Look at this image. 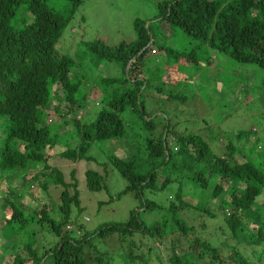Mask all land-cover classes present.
Returning a JSON list of instances; mask_svg holds the SVG:
<instances>
[{
    "label": "trees",
    "instance_id": "16d2710c",
    "mask_svg": "<svg viewBox=\"0 0 264 264\" xmlns=\"http://www.w3.org/2000/svg\"><path fill=\"white\" fill-rule=\"evenodd\" d=\"M83 2L64 0L56 8L50 0H0V230L8 225L17 237L11 244L21 245L11 248L13 264H87L86 248L97 250L95 241L114 235L124 260L143 259L156 249L159 264L161 252L168 256V264H264V202H260L264 147L256 146L247 154L245 145L238 147L229 139L226 151L219 153L212 147L216 136L211 127V141L201 133L177 132L162 106L160 114L165 116L159 124L147 107L148 91H155L158 102L186 97L190 80L173 78L168 86L170 67L166 75L155 68L164 58L181 62L183 74L198 70L199 50L207 54L206 60L212 53H223L264 68V0H160L153 20L158 19L169 34L178 30L190 41L183 51L156 44L154 27L139 19L137 37L130 43L115 47L101 41L86 43L97 60H116L119 70L114 76L98 77L95 83L104 105L88 119L84 117L88 93L82 85L90 71L81 75L76 66L81 61L57 48ZM182 82L184 89L175 93ZM126 109L140 117L139 136L149 131L141 136L142 142H131L133 147L144 144L148 168H139L133 152L123 157L110 154L107 163L127 181L122 193L130 191L140 201L126 221L88 231L80 217L81 178L73 168L68 181L62 165L94 161L89 151L96 143L100 147L106 140L132 139L123 115ZM92 163L97 169H86L84 183L98 192L106 186V174L98 162ZM20 177L25 178L23 187L13 188ZM172 184L176 191L167 199L158 202L146 196L147 191L160 192ZM23 188L37 204L31 214L21 200ZM201 195L204 198L198 200ZM141 208L157 210L159 220L147 222ZM186 213L219 216L217 236H200ZM70 225L73 229L67 228ZM45 229L57 242L39 253L36 237L41 238ZM111 258L99 252L95 260L108 264Z\"/></svg>",
    "mask_w": 264,
    "mask_h": 264
},
{
    "label": "rangeland",
    "instance_id": "374dc122",
    "mask_svg": "<svg viewBox=\"0 0 264 264\" xmlns=\"http://www.w3.org/2000/svg\"><path fill=\"white\" fill-rule=\"evenodd\" d=\"M160 0H84V2L77 9L73 19L65 28L63 34L60 36L57 42V48L61 51L71 54L76 58V62L81 69L82 73L88 72V77L82 85V90L88 93L86 101L84 102L85 108H87L85 119H88V115L96 113L100 107H103L104 102L101 99V90L97 87V79L100 75L114 76L112 74H118V63L116 60L105 61L97 60L96 56H93L91 51H88L86 43L101 41L107 43L110 46H117L121 42L130 43L137 37L135 29L136 19L146 21L145 26L149 24L154 27V34L156 44L163 43L166 46H172L177 51L187 50L189 47V40L185 39L180 31L176 30L173 35L169 34L166 29L163 30L158 19L153 20L158 12V3ZM50 3L59 8L64 4V0H50ZM88 52V53H87ZM84 53V54H83ZM206 53L198 51L199 63L197 71H181L185 66H180L181 62L175 58L169 60L163 59V62L155 64L157 71H160L162 75L167 71V67H170L172 75L169 77L168 86L173 84L174 79L177 80H190V85L185 87L186 97L176 98L174 100H165L161 98L158 102L155 91H148L147 99L148 110L153 112L155 122L159 124L164 120V114H160L161 111L166 113L170 117L172 130L177 132L201 133L205 135L208 141V130L211 127L216 140H214L212 147L215 151L222 153L226 151V145L229 139L233 140V143L238 146L246 147V153L249 154L252 148L256 146L264 147V68L260 67L253 62H239L231 56L223 53H212V57L206 60ZM82 60V58H85ZM91 56V58H89ZM177 66L181 67L180 71L177 70ZM73 70H76L73 67ZM177 70V71H175ZM191 72V73H190ZM166 75V74H165ZM183 75V76H181ZM192 76V78H190ZM157 83V82H155ZM185 83L178 85L179 89L175 93H181L184 89ZM100 90V91H99ZM186 104H185V103ZM162 106V110H161ZM159 114V115H157ZM124 117L127 120L129 127V134L132 139H113L106 140L100 144V147H92L89 154L93 155L94 161L100 164L99 170L106 174V186L100 191H92L84 183V173L87 168H96L94 163L86 162V160L80 161V165L76 162H65L62 165L65 173L68 175L67 180H71L70 172L73 168H77V174L81 178L82 189V207L84 208L80 214L81 221L84 227L88 231H94L104 223H115L126 221L131 211L134 210L139 204V199L132 192L122 191L127 185V181L116 169V167L107 163L108 156L115 153L119 157L124 155L130 156L129 152L135 153L136 164L142 170L148 168L149 159L144 151V144L138 146H132L136 142H142V137H146L149 131L139 136L136 125L141 123L139 115L134 114L129 109L124 112ZM157 115V116H156ZM93 118V116H92ZM65 130V129H64ZM64 130L60 131L64 133ZM142 133V132H141ZM220 138H217L219 135ZM212 136V135H211ZM212 136V137H214ZM174 141L175 136H170ZM259 151V149H257ZM107 163L109 166H107ZM30 175L33 172L29 173ZM30 175L26 176V181L29 180ZM25 178L15 179L12 183L13 188L23 187ZM3 185L6 187L5 182ZM34 185V182H31ZM4 187V189H6ZM23 197L21 200L27 207L28 214L32 213V210L37 207L34 200L30 199V193L27 188H23ZM176 191V184L169 185L166 189L151 193L146 192V196L150 199H154L160 202L162 199H167L170 194H174ZM227 191V190H226ZM149 192V193H148ZM3 194L0 191V195ZM203 199L201 195L197 199ZM197 199H195L197 201ZM20 201V202H22ZM260 202H264V196L260 198ZM212 202H209L210 204ZM30 206H29V205ZM212 206L215 207L214 204ZM143 218L149 222L154 223L159 220V212L157 210L143 211L141 208ZM214 210L217 212L216 208ZM264 211V208H263ZM0 210V223L3 222V216ZM187 214V213H186ZM185 214V217L194 223L196 232L207 239L215 238L217 235V227L220 222V217H211L207 214L196 215ZM194 215L196 217H194ZM86 217V219H85ZM73 227V226H72ZM67 227L68 229H73ZM80 234V232H77ZM16 234H12V230L8 225H1L0 230V264H13V258L10 256L12 252V246L14 250L20 248L21 245L17 243L11 244V241H15ZM37 243L35 247H39V253L44 251L47 247H51L56 244L57 239L48 234L47 230H43L42 237H36ZM41 240V241H40ZM40 241V242H39ZM97 250L99 252H107L112 255V258L108 264H159L156 261V249H152L151 253H146V257L143 259L131 260V257L123 258V248L120 247L117 235L112 238L100 237L97 241ZM43 246L41 247L40 245ZM149 247V246H148ZM46 248V249H47ZM94 247H87V264H99L95 260L97 253H99ZM126 250V249H125ZM223 256L227 255V249L223 248ZM147 251V250H146ZM162 262L160 264H168L165 252L160 253ZM204 264V263H202Z\"/></svg>",
    "mask_w": 264,
    "mask_h": 264
}]
</instances>
